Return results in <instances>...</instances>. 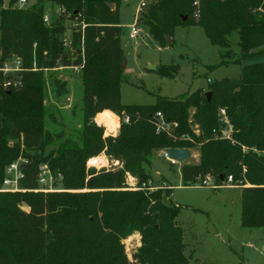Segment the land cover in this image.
I'll return each instance as SVG.
<instances>
[{"label":"trees","instance_id":"obj_1","mask_svg":"<svg viewBox=\"0 0 264 264\" xmlns=\"http://www.w3.org/2000/svg\"><path fill=\"white\" fill-rule=\"evenodd\" d=\"M15 2L3 6L0 0V186L8 164L19 157L26 162L20 190H0V264H205L184 253L176 221L180 206L170 198L171 187L155 185L143 167L155 149L169 147L199 149L197 163L180 166L185 185H204L210 176L217 187L239 186L240 226L264 229V62L242 66L237 78L210 80L207 90L122 104L120 0H34L25 7ZM144 6L137 20L161 45L176 27L197 25L220 48L221 64L232 53V32L238 35L232 63L264 55V0H151ZM50 7L59 12L45 23ZM68 21L74 24L68 27ZM16 56L21 83L3 90L1 68ZM46 64L79 67L83 123L77 143H61L45 154L51 141L41 109ZM153 71L174 78L178 65L160 64ZM54 82L60 95L66 83ZM107 109L119 113L116 135H104V127L90 121ZM157 112L175 124L169 132L156 130ZM104 124L116 122L106 115ZM101 153L110 166L93 171L87 161ZM41 164L60 190H39ZM128 176L136 178L132 188ZM134 233L141 245L128 258L123 239Z\"/></svg>","mask_w":264,"mask_h":264},{"label":"rangeland","instance_id":"obj_2","mask_svg":"<svg viewBox=\"0 0 264 264\" xmlns=\"http://www.w3.org/2000/svg\"><path fill=\"white\" fill-rule=\"evenodd\" d=\"M142 1L148 4L151 0H120L119 4V20L123 29L120 41L124 52L120 87L122 104H153L158 95L176 98L197 88L207 90L208 80L237 78L242 66L264 62V55H258L242 59L240 63H232L238 56V35L232 32L228 35L232 53L225 58L227 62L221 64L220 48L212 45L203 29L197 25L176 27L170 43L165 41L161 45L140 24L142 32L131 39L128 37L129 26L145 7L141 5ZM55 13L57 7H50L47 11L49 17ZM67 23L68 27L74 24L70 21ZM69 36L70 28L65 31V38ZM14 59L6 63L9 71L2 72L3 90L7 87L4 83L10 77L18 76V71L14 70ZM160 64H177L178 74L174 78L161 77L149 68ZM74 67L75 65L50 67L46 64L42 68V124L44 132L51 135V141L45 143V154L61 143L78 142L83 123L82 80L78 73L79 67ZM55 79L66 83L65 91L60 95L56 93ZM97 114L92 115L90 121L103 126L104 135H112L107 131L104 118L106 115L118 118L119 126V113L107 109ZM9 144H13V141L9 140ZM161 150L155 149L150 162L144 163L143 167L155 185L161 186L166 182L171 187L170 198L180 206L176 221L184 232V253L189 255L194 251V260L191 261L205 264H264V229L240 226V187L185 185L181 179L180 166L183 163H197L199 149H190L189 158L176 164L165 160ZM87 165L93 171L110 166L106 157L90 158ZM51 176L53 180V173ZM209 182L214 183L212 180ZM135 183L136 178L128 176V186L132 188ZM59 187L57 184L53 189L58 191ZM123 243L128 258H131L132 252L141 245L140 235L134 233L123 239Z\"/></svg>","mask_w":264,"mask_h":264},{"label":"built area","instance_id":"obj_3","mask_svg":"<svg viewBox=\"0 0 264 264\" xmlns=\"http://www.w3.org/2000/svg\"><path fill=\"white\" fill-rule=\"evenodd\" d=\"M33 1L34 0H16L15 6L25 7L26 5L30 4ZM7 3H8V0L6 2H4V0H3V6H6ZM141 5H145V3L142 1ZM58 12H59V8H57V13ZM137 19H138V15L136 16L134 23L129 26L128 37L131 39L136 38L137 35H139V33L142 32V27L140 26V23L138 22ZM43 21L45 23H49V16L47 13L44 14ZM14 61H15L14 70L20 71L21 68H20L19 57L16 56ZM74 68L78 69V66H75ZM1 71L2 72L9 71V68L6 67V63L1 68ZM208 81H210V80H208ZM20 83H21V80H20L19 76H17V77H14L13 79L7 80L4 83V85L5 86H10V85L18 86V85H20ZM220 114L225 115L224 109H220ZM155 117L157 118L156 130L158 132H160V131L169 132L170 129H172L171 127L175 126V124L172 126L171 124L167 123L163 119V116L160 112H157ZM124 121L127 122L128 117H125ZM161 152H162L161 154L164 157V159L169 161L171 164L179 163L177 160L172 159L168 155V153L166 152V148L162 149ZM24 162H26V160L22 157H19L18 159L14 160L13 162H11L10 164H8L5 167L4 177H3V180H2V183L0 186V190H3V191H18V190H20L19 189V181L23 177L22 164ZM231 179H232L231 176H228V181H231ZM54 180H55V178L52 180L51 171L49 170L48 166L46 164H41L39 166V176H38V184L40 186L39 190H41V191H55L53 189L54 188V185H53ZM210 180H211V177L207 176L203 180V184L209 185L212 187H217L214 183L209 182ZM148 184L151 185L152 182L149 181ZM145 185L146 184H144V186ZM155 187H150V188L153 189Z\"/></svg>","mask_w":264,"mask_h":264},{"label":"water","instance_id":"obj_4","mask_svg":"<svg viewBox=\"0 0 264 264\" xmlns=\"http://www.w3.org/2000/svg\"><path fill=\"white\" fill-rule=\"evenodd\" d=\"M183 19H186V17L184 16ZM170 37L166 36L165 37V41L167 44L170 43ZM123 63H122V67H123ZM150 69H155V66H149ZM210 96L211 93L210 92H206V97L207 100H210ZM166 152L168 153V155L172 158L177 160L178 162H184L185 160H187L190 156V151L188 148L185 147H169L166 148ZM220 179L223 180L224 179V175L221 174L220 175Z\"/></svg>","mask_w":264,"mask_h":264},{"label":"crops","instance_id":"obj_5","mask_svg":"<svg viewBox=\"0 0 264 264\" xmlns=\"http://www.w3.org/2000/svg\"><path fill=\"white\" fill-rule=\"evenodd\" d=\"M257 56H258V55H255V56H252V57H257ZM249 58H250V57H249ZM101 116H102V113H101ZM112 119L115 120L116 124H108V125L106 126V128H108L109 126H113L114 129L109 130L108 132H111V134L114 135L115 133H117V129H118V121H117L118 118L115 119V118L112 117ZM104 156H105L104 154H100V155H98V156H96V157L105 158ZM92 158H94V157H92ZM197 161H198V160H197ZM163 184H167V183L164 182ZM263 248H264V244H263ZM263 250H264V249H263ZM193 252H194V251H193ZM193 252H190V253H189L191 259H193ZM193 260H194V259H193Z\"/></svg>","mask_w":264,"mask_h":264}]
</instances>
